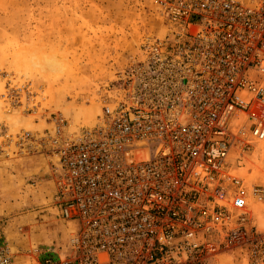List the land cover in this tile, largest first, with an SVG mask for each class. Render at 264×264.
Instances as JSON below:
<instances>
[{
  "label": "built area",
  "instance_id": "built-area-1",
  "mask_svg": "<svg viewBox=\"0 0 264 264\" xmlns=\"http://www.w3.org/2000/svg\"><path fill=\"white\" fill-rule=\"evenodd\" d=\"M157 3L164 36L118 75L96 126L0 130V157L13 146L55 168L67 236L34 264H264V187L237 172L264 140V0ZM5 226L0 264H22Z\"/></svg>",
  "mask_w": 264,
  "mask_h": 264
},
{
  "label": "rangeland",
  "instance_id": "rangeland-1",
  "mask_svg": "<svg viewBox=\"0 0 264 264\" xmlns=\"http://www.w3.org/2000/svg\"><path fill=\"white\" fill-rule=\"evenodd\" d=\"M164 33L157 0H0V130L44 133L58 117L69 136L93 128L118 75ZM14 152L0 157V215L17 259L34 264L67 236L53 204L56 172L46 155ZM239 168L264 187V140H253ZM256 206L264 231V201ZM219 264L242 263L231 255Z\"/></svg>",
  "mask_w": 264,
  "mask_h": 264
},
{
  "label": "bare ground",
  "instance_id": "bare-ground-1",
  "mask_svg": "<svg viewBox=\"0 0 264 264\" xmlns=\"http://www.w3.org/2000/svg\"><path fill=\"white\" fill-rule=\"evenodd\" d=\"M94 110V109H93ZM92 111V110H91ZM90 114V113H89Z\"/></svg>",
  "mask_w": 264,
  "mask_h": 264
}]
</instances>
